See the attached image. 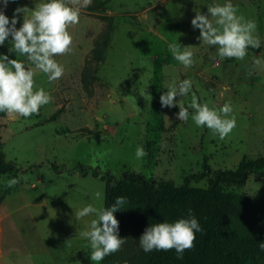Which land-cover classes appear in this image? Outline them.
<instances>
[{
    "label": "rangeland",
    "instance_id": "rangeland-1",
    "mask_svg": "<svg viewBox=\"0 0 264 264\" xmlns=\"http://www.w3.org/2000/svg\"><path fill=\"white\" fill-rule=\"evenodd\" d=\"M40 2L10 0L0 10L11 17L16 7L32 9ZM224 2L91 0L81 9L79 23L68 28L71 51L55 57L64 74L52 82L25 56L9 53L10 41L0 46V53L24 61L34 71L35 86L52 96L28 118L0 115L1 151L15 168L0 175V264H107L106 257L90 259L91 249L81 235L95 217L75 218L87 204L103 207L94 193L104 196V173L117 178L133 171L178 187L204 166L211 172L234 170L241 161L264 158V0H231L238 14L256 21L260 47L249 48L243 60L221 61L214 47L197 39L199 30L190 20L195 11L205 13L208 5ZM102 17L112 30L97 60L93 50L109 23ZM21 22L18 14L16 26ZM176 40L193 51L190 68L169 52L168 43ZM257 59L262 63L254 66ZM185 78L192 81L191 93L199 102L217 109L232 104L236 127L223 140L191 119L179 121L178 107L160 106V94ZM191 93L174 99L187 106ZM138 145L146 156L136 157ZM79 165L89 169L86 176ZM10 178L19 182L8 187ZM207 183L206 177L191 179L189 186L203 189ZM228 192L264 200V176L250 175L244 186ZM146 227L139 222L120 226L125 242L113 264H138V238Z\"/></svg>",
    "mask_w": 264,
    "mask_h": 264
},
{
    "label": "clouds",
    "instance_id": "clouds-1",
    "mask_svg": "<svg viewBox=\"0 0 264 264\" xmlns=\"http://www.w3.org/2000/svg\"><path fill=\"white\" fill-rule=\"evenodd\" d=\"M9 2L0 0V9ZM90 3L91 0H42L32 9L16 7L11 17L0 10V46H4L6 40L10 41L9 53L25 56L35 69L46 75L49 82L57 81L63 76L64 67L55 57L71 51L73 36L68 28L79 23L81 9L87 8ZM18 14L22 15L19 27L16 26ZM190 24L193 29L199 30L197 39L214 47L215 56L221 61L231 58L243 60L249 48L260 47V39L255 35L256 21L238 14L231 0L208 5L205 13L195 11ZM167 48L183 68L193 65V51L190 47H182L176 40L168 43ZM261 63V59H257L253 65ZM191 88L190 79L174 81L167 91L160 94V106L178 107L175 116L179 121L191 119L196 127H205L223 140L236 127L232 104L225 102L218 109L210 108L207 103L199 102L195 93H191ZM190 93L191 100L187 106L174 99ZM51 100L50 92L35 86L34 71L26 68L24 61L0 53V113L28 118ZM135 155L142 158L147 152L142 145H138ZM18 182L17 178H10L7 186L12 187ZM94 197L101 202L104 198L101 191L95 192ZM125 203L126 197L119 196L108 207L97 208L87 204L75 212L76 219L89 215L95 217L91 219L88 230L81 233L88 241L92 261H102L105 256L118 251L125 242L118 234L119 222L113 215L124 209L122 206ZM188 213L187 218L148 225L138 238L142 251L147 253L174 249L178 258L182 256L185 249L192 247L195 234L202 231L191 209ZM261 248L264 249V244Z\"/></svg>",
    "mask_w": 264,
    "mask_h": 264
},
{
    "label": "trees",
    "instance_id": "trees-1",
    "mask_svg": "<svg viewBox=\"0 0 264 264\" xmlns=\"http://www.w3.org/2000/svg\"><path fill=\"white\" fill-rule=\"evenodd\" d=\"M97 2L98 0H93ZM109 22L96 43L93 54L99 60L108 44L112 25ZM100 44V45H99ZM4 115V113H0ZM79 173L86 176L88 168L79 165ZM14 166L4 160L0 146V175L10 174ZM52 169L59 173L55 164ZM93 176L99 174L92 171ZM250 175L264 176V158L241 161L234 170L211 172L206 166L199 175L189 176L181 186L167 181H153L142 174L124 171L117 178L108 173L101 176L104 182L103 207L114 203L116 197H126L121 210L113 215L118 228L123 223L139 222L145 226L159 222H172L187 218L192 210L202 231L195 234L192 247L177 257L174 249L142 251L138 264H264V200H251L228 192L229 188L242 187ZM206 177L205 188L189 186L191 179ZM106 257L113 264L116 254Z\"/></svg>",
    "mask_w": 264,
    "mask_h": 264
}]
</instances>
